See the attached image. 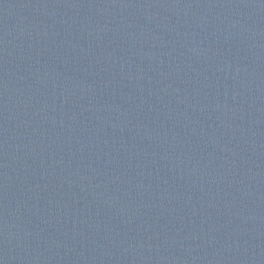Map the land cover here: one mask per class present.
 I'll return each instance as SVG.
<instances>
[{
	"label": "water",
	"instance_id": "95a60500",
	"mask_svg": "<svg viewBox=\"0 0 264 264\" xmlns=\"http://www.w3.org/2000/svg\"><path fill=\"white\" fill-rule=\"evenodd\" d=\"M0 264H264V0H0Z\"/></svg>",
	"mask_w": 264,
	"mask_h": 264
}]
</instances>
